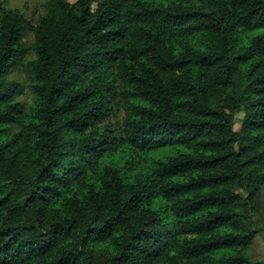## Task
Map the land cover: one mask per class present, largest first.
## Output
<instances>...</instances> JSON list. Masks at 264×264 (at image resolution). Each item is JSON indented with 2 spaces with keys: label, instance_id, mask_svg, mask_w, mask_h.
Masks as SVG:
<instances>
[{
  "label": "trees",
  "instance_id": "obj_1",
  "mask_svg": "<svg viewBox=\"0 0 264 264\" xmlns=\"http://www.w3.org/2000/svg\"><path fill=\"white\" fill-rule=\"evenodd\" d=\"M46 8L0 0V264H264V0Z\"/></svg>",
  "mask_w": 264,
  "mask_h": 264
},
{
  "label": "rangeland",
  "instance_id": "obj_2",
  "mask_svg": "<svg viewBox=\"0 0 264 264\" xmlns=\"http://www.w3.org/2000/svg\"><path fill=\"white\" fill-rule=\"evenodd\" d=\"M70 3H75L77 0H69ZM48 0H5L6 9L20 12L26 19L30 20L34 25L38 24V21L45 15ZM34 43V36L31 34L27 36L25 44L28 48L27 60L34 59L35 55L32 51V45ZM11 79H18L24 82L26 74L23 70L10 76ZM28 104L32 103L31 94L25 89V93L21 97ZM123 116L122 112L118 113L117 122L121 121ZM244 114L241 113L237 116L235 129L239 131L242 124ZM248 256H252L255 260L264 262V233H261L253 246L247 250Z\"/></svg>",
  "mask_w": 264,
  "mask_h": 264
}]
</instances>
